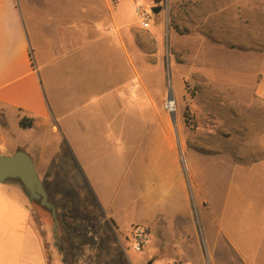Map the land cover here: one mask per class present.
Listing matches in <instances>:
<instances>
[{
  "label": "crops",
  "instance_id": "0c3cea01",
  "mask_svg": "<svg viewBox=\"0 0 264 264\" xmlns=\"http://www.w3.org/2000/svg\"><path fill=\"white\" fill-rule=\"evenodd\" d=\"M123 2L0 0V154L28 152L47 194L45 181L54 175L60 180L82 175L100 195L109 187L99 180L103 172L123 175L136 168L138 208L130 226H145L149 237L157 232L135 258L137 264H211L209 254L212 264L224 262L220 254L239 264H264V135L261 157L235 160L227 170L224 161L217 162V183L210 184L209 166L200 161L206 158L210 165L207 156L176 150L170 129L175 121L130 119V39L138 46L140 28L138 15L131 20ZM82 93L87 103L106 110V117L72 118ZM22 116L32 118L30 127H20ZM91 127L102 128V141L122 142L125 150L113 151L112 145L93 155ZM129 127L151 135L149 150H129ZM75 189L81 195V187ZM118 191L122 202L135 194L128 184L118 185ZM31 209L17 182H0V264H49ZM110 216L119 227L114 212Z\"/></svg>",
  "mask_w": 264,
  "mask_h": 264
},
{
  "label": "rangeland",
  "instance_id": "374dc122",
  "mask_svg": "<svg viewBox=\"0 0 264 264\" xmlns=\"http://www.w3.org/2000/svg\"><path fill=\"white\" fill-rule=\"evenodd\" d=\"M123 5L131 20H138L137 5L148 11L153 6L160 7L158 12H151L147 28L138 25L135 40L138 46L130 39L129 118L172 119L174 115L175 123L170 129L175 131L176 150L207 156L210 165L206 158L200 161L205 168L209 166L210 184L217 183V162L224 161L227 170L235 160L249 163L261 157L264 0H124ZM122 60L125 76V58ZM84 93L77 100L79 106L72 118L106 117L108 112L98 110L91 101L87 103ZM169 93L174 102L172 113L164 108ZM82 106H88V110ZM80 130L87 129L82 126ZM101 130L89 128L88 134L94 139L93 155L108 151L112 145L113 151L125 150L122 142L102 141ZM128 130L129 150H149L153 143L150 134L134 127ZM161 147L168 150L165 143ZM181 160L186 165L184 157ZM130 169L123 175L120 171L103 172L99 180L109 187L103 186L100 195L92 191L82 175L70 174L61 180L54 175L45 181L48 198L56 211V236L50 211L30 201L32 222L49 264H137L135 258L140 252L132 249L131 232L135 224L130 226V221L138 208V170ZM200 174V170L194 174V182ZM76 184L83 190L81 195L75 189ZM121 184L134 186L135 190L124 202L120 191L115 192ZM102 202L112 209H105ZM113 212L119 227L111 220ZM214 233L210 226L212 238ZM156 236L157 232H151L149 246ZM213 239L220 248L221 241ZM208 257L212 264L213 256ZM219 258H224L222 264H239L228 254H220Z\"/></svg>",
  "mask_w": 264,
  "mask_h": 264
},
{
  "label": "water",
  "instance_id": "95a60500",
  "mask_svg": "<svg viewBox=\"0 0 264 264\" xmlns=\"http://www.w3.org/2000/svg\"><path fill=\"white\" fill-rule=\"evenodd\" d=\"M160 10L159 6L151 8L152 13ZM168 98L172 95L169 93ZM172 120L175 121L174 115ZM15 181L31 201L38 202L41 206L50 211L54 220V235L56 236L57 217L53 203L49 200L43 182L38 175L35 162L32 156L23 149H16L13 153L0 154V182Z\"/></svg>",
  "mask_w": 264,
  "mask_h": 264
},
{
  "label": "built area",
  "instance_id": "2783aa9c",
  "mask_svg": "<svg viewBox=\"0 0 264 264\" xmlns=\"http://www.w3.org/2000/svg\"><path fill=\"white\" fill-rule=\"evenodd\" d=\"M135 11L139 17V25L141 28H147L149 26L151 11L146 10L143 6L137 5ZM164 108L172 113L174 110V102L167 98L164 102ZM132 249L135 252L143 251L149 243V232L141 224H135L131 232Z\"/></svg>",
  "mask_w": 264,
  "mask_h": 264
},
{
  "label": "trees",
  "instance_id": "16d2710c",
  "mask_svg": "<svg viewBox=\"0 0 264 264\" xmlns=\"http://www.w3.org/2000/svg\"><path fill=\"white\" fill-rule=\"evenodd\" d=\"M154 1L159 2V0H154ZM19 125L22 128L30 127L32 125V118L22 116L19 120Z\"/></svg>",
  "mask_w": 264,
  "mask_h": 264
}]
</instances>
